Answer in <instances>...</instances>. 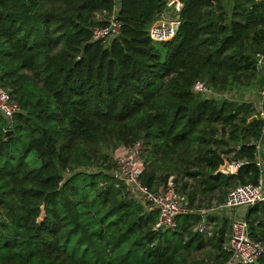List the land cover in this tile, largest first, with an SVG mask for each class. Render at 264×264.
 I'll return each instance as SVG.
<instances>
[{
  "label": "trees",
  "instance_id": "trees-1",
  "mask_svg": "<svg viewBox=\"0 0 264 264\" xmlns=\"http://www.w3.org/2000/svg\"><path fill=\"white\" fill-rule=\"evenodd\" d=\"M173 39L150 26L168 0H0V87L20 104L0 112V264H203L224 262L230 220L195 227L198 210L223 203L239 184L257 185L254 143L263 121L243 99L264 85V0H182ZM117 16L112 40L93 29ZM263 75V77H261ZM7 130H13L10 135ZM145 140L143 182L187 195L173 230H156L119 177L115 151ZM253 143V144H252ZM241 161L234 174L219 171ZM249 230L264 243V203ZM202 251L204 258L190 261ZM257 264H264L262 255Z\"/></svg>",
  "mask_w": 264,
  "mask_h": 264
},
{
  "label": "built area",
  "instance_id": "built-area-1",
  "mask_svg": "<svg viewBox=\"0 0 264 264\" xmlns=\"http://www.w3.org/2000/svg\"><path fill=\"white\" fill-rule=\"evenodd\" d=\"M173 1H176V5L182 2V0ZM175 9L178 12L177 6H175ZM179 26L180 19L178 17L169 20L161 16L150 26L148 35L153 41H170L176 35ZM119 29L117 16L113 15L108 19L107 25L96 26L93 29V36L99 39L112 40L118 34ZM256 70L260 74L264 73V54H257ZM194 90L209 97H218L219 95L218 93H212L205 82L200 80L195 83ZM257 91L253 117L256 116L255 119L263 121L262 136L260 140L254 143L257 151L255 163L261 171L259 182L257 185L239 184L230 190L223 203H214L211 207L198 210L203 216L202 221L195 227L198 231H206L208 226L205 220L212 214L225 215L222 217H227L230 220L231 232L229 242L225 246V249L231 254L230 258L224 262L210 261L203 264H257L260 257L264 255V243L259 240L256 241L252 237L247 220V210L259 203H264V85ZM20 110L19 102L15 101L6 89L0 87V112L8 119L10 125ZM144 150V139L137 140L131 147H118L114 153L117 169L113 174H116L124 182L128 194L141 203L146 211L159 213L155 224L156 230H173L177 228L180 216L194 214L196 211L191 207L187 195L174 190L171 181L168 187L161 186L157 190H151L143 182L142 173L145 171ZM231 165L234 174L242 165V162L237 161L231 163Z\"/></svg>",
  "mask_w": 264,
  "mask_h": 264
},
{
  "label": "rangeland",
  "instance_id": "rangeland-1",
  "mask_svg": "<svg viewBox=\"0 0 264 264\" xmlns=\"http://www.w3.org/2000/svg\"><path fill=\"white\" fill-rule=\"evenodd\" d=\"M262 74L264 75V73H262ZM263 75H261V77H263ZM211 92L214 93V94L215 93H218L219 94L218 95L219 99H226V98H229V99H235V98H237V99H243L244 101L250 102L253 105V109L255 110V107H254L255 104H256V100L255 99L257 98L258 91L255 94L254 93L252 94L250 92V93L246 94L244 96V98H242L239 95V93H237V92H235V93L234 92H230V93L229 92H213V90ZM172 178H171L170 181L173 184ZM206 206H208V198L203 199V201L202 200L201 201L199 200L198 202H196L194 208H195V210H197L198 207H206ZM222 216H225V215H220L219 218H221ZM202 258H204V254H203L202 251H199L198 253H195L193 255V258L190 261H200Z\"/></svg>",
  "mask_w": 264,
  "mask_h": 264
},
{
  "label": "water",
  "instance_id": "water-1",
  "mask_svg": "<svg viewBox=\"0 0 264 264\" xmlns=\"http://www.w3.org/2000/svg\"><path fill=\"white\" fill-rule=\"evenodd\" d=\"M175 6H177V9H178V13H177L178 16H177V17H178V19H181V14H180V12H181L182 9L184 8L185 4H184V2H180V3H178V4L176 5V1H173V2H171V3L169 4V7H170V8H173V7H175ZM178 29H179V27H178ZM178 29H177V30H178ZM255 118H256V116L253 117L250 121L255 120ZM12 133H13V130H8V131H6V134H7V135H10V134H12ZM219 171L225 172V173H227V174H233L231 163H230L228 160H225V163L219 167ZM110 175H111L112 177H114V178L117 177L116 174H113V173H110ZM175 180H176V177H173V178H172L173 183H174Z\"/></svg>",
  "mask_w": 264,
  "mask_h": 264
},
{
  "label": "crops",
  "instance_id": "crops-1",
  "mask_svg": "<svg viewBox=\"0 0 264 264\" xmlns=\"http://www.w3.org/2000/svg\"><path fill=\"white\" fill-rule=\"evenodd\" d=\"M169 1V3L171 2V1H173V0H168ZM178 1H180V0H177V2ZM177 10L175 9V7H173V8H168L165 12H163V14H162V17H164V18H166V19H169V20H173L174 18H177ZM212 217H218V216H220V214H212L211 215ZM208 218H209V216L207 217V219L205 220V222H207V229H206V231L205 232H208V231H212V228H213V226L215 225V223H212L210 220H208ZM228 242L229 241H227V243H226V245L228 244ZM225 245V246H226Z\"/></svg>",
  "mask_w": 264,
  "mask_h": 264
},
{
  "label": "bare ground",
  "instance_id": "bare-ground-1",
  "mask_svg": "<svg viewBox=\"0 0 264 264\" xmlns=\"http://www.w3.org/2000/svg\"><path fill=\"white\" fill-rule=\"evenodd\" d=\"M233 169V168H232Z\"/></svg>",
  "mask_w": 264,
  "mask_h": 264
}]
</instances>
